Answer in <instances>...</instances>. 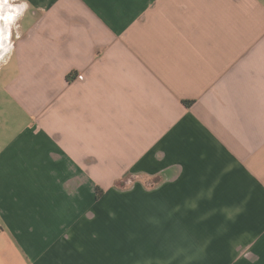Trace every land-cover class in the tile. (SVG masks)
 <instances>
[{
	"label": "crops",
	"instance_id": "1",
	"mask_svg": "<svg viewBox=\"0 0 264 264\" xmlns=\"http://www.w3.org/2000/svg\"><path fill=\"white\" fill-rule=\"evenodd\" d=\"M13 1L0 258L264 264V0Z\"/></svg>",
	"mask_w": 264,
	"mask_h": 264
},
{
	"label": "rangeland",
	"instance_id": "2",
	"mask_svg": "<svg viewBox=\"0 0 264 264\" xmlns=\"http://www.w3.org/2000/svg\"><path fill=\"white\" fill-rule=\"evenodd\" d=\"M18 8L19 7H17V5L15 4L13 0H8L7 3L3 4L2 7H0V15L11 17V19L7 21L0 19V29H1V32L3 33V39H0V41L2 42L1 47L3 48V50L4 48L8 47V41H9L10 35L12 34L14 35V31L17 30L16 25L18 22L16 23V21H18L17 19L19 17V13L16 14V12ZM22 25L24 26V23ZM78 220L79 219L77 218L76 221ZM65 221H66V218H65ZM154 221H155L154 218H149L146 220V223L154 222ZM69 223L70 222H67V226L64 227L65 229L61 231V236H60L61 238L62 236L66 238L69 235V230L67 229L69 226ZM0 264H12V262H5L2 258H0Z\"/></svg>",
	"mask_w": 264,
	"mask_h": 264
},
{
	"label": "snow or ice",
	"instance_id": "3",
	"mask_svg": "<svg viewBox=\"0 0 264 264\" xmlns=\"http://www.w3.org/2000/svg\"><path fill=\"white\" fill-rule=\"evenodd\" d=\"M7 2H8V0H0V7H2V5L7 3ZM0 19L7 21V20L11 19V17H6V16L0 15ZM0 39H3V33L2 32H0Z\"/></svg>",
	"mask_w": 264,
	"mask_h": 264
},
{
	"label": "trees",
	"instance_id": "4",
	"mask_svg": "<svg viewBox=\"0 0 264 264\" xmlns=\"http://www.w3.org/2000/svg\"><path fill=\"white\" fill-rule=\"evenodd\" d=\"M184 104H187V102H185ZM123 185H125V184H123ZM120 186V185H119ZM96 197L98 198V197H100L101 195H102V192H101V190H99L98 188H96Z\"/></svg>",
	"mask_w": 264,
	"mask_h": 264
},
{
	"label": "flooded vegetation",
	"instance_id": "5",
	"mask_svg": "<svg viewBox=\"0 0 264 264\" xmlns=\"http://www.w3.org/2000/svg\"><path fill=\"white\" fill-rule=\"evenodd\" d=\"M0 32H1V29H0Z\"/></svg>",
	"mask_w": 264,
	"mask_h": 264
}]
</instances>
